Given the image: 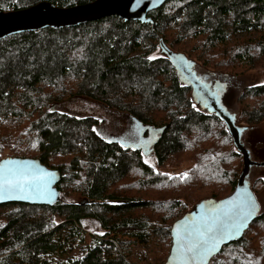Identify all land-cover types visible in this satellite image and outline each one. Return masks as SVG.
Returning a JSON list of instances; mask_svg holds the SVG:
<instances>
[{"label":"trees","instance_id":"1","mask_svg":"<svg viewBox=\"0 0 264 264\" xmlns=\"http://www.w3.org/2000/svg\"><path fill=\"white\" fill-rule=\"evenodd\" d=\"M43 1L94 0H0V9ZM150 14L156 25L113 15L0 40V160L40 158L61 173L54 204H0V264H49L67 230L90 224L105 233L64 264H139L140 254L166 264L174 223L247 180L248 154L231 128L264 121V83L242 89L235 119L220 101L223 84L211 91L193 68L236 77L264 70V0H168ZM206 89L216 110L197 101L194 91ZM77 95L128 113L141 138L123 143L93 118L46 109ZM157 135L154 166L144 149ZM250 186L257 195L264 179ZM209 264H264V211Z\"/></svg>","mask_w":264,"mask_h":264},{"label":"water","instance_id":"2","mask_svg":"<svg viewBox=\"0 0 264 264\" xmlns=\"http://www.w3.org/2000/svg\"><path fill=\"white\" fill-rule=\"evenodd\" d=\"M167 1L94 0L71 7L43 1L20 10L0 9V40L45 28L77 27L113 15L156 25L150 13ZM158 139L159 135L150 141L145 153ZM60 181V171L48 167L40 158L5 157L0 160V204L52 205L59 199ZM260 212V202L248 180L225 198L205 207L197 206L174 223L166 264H209L225 245L243 237Z\"/></svg>","mask_w":264,"mask_h":264},{"label":"rangeland","instance_id":"3","mask_svg":"<svg viewBox=\"0 0 264 264\" xmlns=\"http://www.w3.org/2000/svg\"><path fill=\"white\" fill-rule=\"evenodd\" d=\"M193 69L195 70L194 75L198 77L197 80L203 84L205 83L204 86L208 85L211 91L214 90L215 85L223 84L224 90L220 93V101L235 119L239 117L238 97L242 89L249 85L264 83L263 69L249 70L240 77L226 75V73L208 69L200 64L194 66ZM213 92H216V90ZM194 93H196L197 101L200 104L214 109L217 98L211 97L212 92L206 89L204 92L196 90ZM46 109L79 118H93L99 133L105 137L120 140L123 143L126 140H139L143 133V128L128 113L117 111L88 96L77 95L68 100L51 102ZM220 109L219 111L227 115L223 108ZM244 127V129H231H233L232 132L234 131L235 135L239 133L241 147L248 152L246 160L247 180L252 183L257 178L264 179V121L259 125ZM145 142H143V145ZM144 157L148 164L157 165V157L151 148L145 153ZM240 184H244V179ZM257 197L261 205V211H264V189L257 193ZM89 227L91 228H80L79 231L76 229L67 230L63 234L65 239L63 246L53 256L49 257V264H64L80 246L91 243L95 233H105L97 224H90ZM119 237L128 238L122 234H119ZM148 254L151 255V251ZM139 258V264L150 263V260L143 254H140Z\"/></svg>","mask_w":264,"mask_h":264},{"label":"flooded vegetation","instance_id":"4","mask_svg":"<svg viewBox=\"0 0 264 264\" xmlns=\"http://www.w3.org/2000/svg\"><path fill=\"white\" fill-rule=\"evenodd\" d=\"M194 66H198V65H197V64H195ZM194 71H195V70H194ZM183 72H184V71H183ZM186 72H188V71H185V73H186ZM187 75H188V76H190V75H191V73H187ZM226 75H227V74H226ZM193 76H194V75H193ZM149 141H151V139H150ZM147 145H148V144H147Z\"/></svg>","mask_w":264,"mask_h":264},{"label":"snow or ice","instance_id":"5","mask_svg":"<svg viewBox=\"0 0 264 264\" xmlns=\"http://www.w3.org/2000/svg\"><path fill=\"white\" fill-rule=\"evenodd\" d=\"M150 59H151V57H150Z\"/></svg>","mask_w":264,"mask_h":264}]
</instances>
